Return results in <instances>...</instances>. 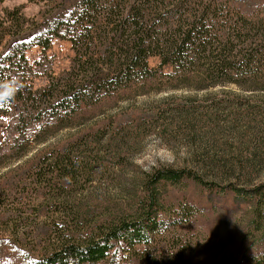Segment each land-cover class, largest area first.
Returning <instances> with one entry per match:
<instances>
[{"label":"trees","instance_id":"1","mask_svg":"<svg viewBox=\"0 0 264 264\" xmlns=\"http://www.w3.org/2000/svg\"><path fill=\"white\" fill-rule=\"evenodd\" d=\"M45 3L38 19L28 29L21 27L0 51V90H13L0 101L16 114V123L31 115L37 128L47 129L60 117H76L131 88L158 90L163 83L192 91L220 88L221 96L230 95L223 90L229 86L264 92V0H208L200 13L177 0ZM53 40L69 42L74 59L56 82L50 78L49 97L46 91H32L25 52L33 47L47 50ZM153 57L160 62L156 69L148 67ZM164 69L169 72L164 74ZM43 73L48 76L49 71ZM200 116H186L182 122L198 131L219 124L217 113ZM260 119L257 132L264 142V114ZM246 120L249 127L255 119ZM54 152L47 165L44 157ZM76 152L74 145L45 151L34 163L32 176L39 182L43 175L74 180L82 162ZM238 156L232 158L240 171L251 174L255 163L260 164ZM189 183L200 190L198 197L167 196L168 189ZM250 183L222 186L189 170H154L134 199V213L122 212L92 228L74 227L60 239L63 244L32 264H183L193 241L186 230L195 229L218 205L246 210L244 228L230 241V264H264V182Z\"/></svg>","mask_w":264,"mask_h":264},{"label":"rangeland","instance_id":"2","mask_svg":"<svg viewBox=\"0 0 264 264\" xmlns=\"http://www.w3.org/2000/svg\"><path fill=\"white\" fill-rule=\"evenodd\" d=\"M177 1L198 13L208 5V0ZM45 4V0H3L0 51L21 27L28 29L38 19ZM25 59L32 91H46L50 97V82L68 71L74 53L69 42L53 40L47 50L26 51ZM159 63L158 58H150L148 67L156 69ZM172 85L163 83L158 90L131 88L76 117H60L47 129L37 128L31 115L16 123V114L0 101V264H32L63 244L60 239L74 227L92 228L122 212L134 213V199L141 194L145 176L154 170H189L205 182L222 186L264 182V142L256 126L264 114V92L229 86L223 90L230 95L221 96L220 88L192 91ZM250 112L255 116H248ZM215 113L219 124L203 130H190L182 122L186 116ZM247 117L255 119L249 127ZM71 145L82 155L74 180L43 175L39 182L32 176L34 163L45 151ZM169 153L172 163L167 162ZM50 154L44 157L47 165L56 152ZM238 154L260 164L255 163L251 174L240 171L232 158ZM199 192L189 183L168 189L167 196L198 197ZM210 212L195 229L186 230L193 241L183 264H230V241L244 228L246 210L218 205Z\"/></svg>","mask_w":264,"mask_h":264},{"label":"clouds","instance_id":"3","mask_svg":"<svg viewBox=\"0 0 264 264\" xmlns=\"http://www.w3.org/2000/svg\"><path fill=\"white\" fill-rule=\"evenodd\" d=\"M12 91L13 90L11 88H8L6 91L0 92V100L6 99L12 93ZM168 156H169V158L167 159V162L172 163L174 157L172 156L171 153H169Z\"/></svg>","mask_w":264,"mask_h":264}]
</instances>
